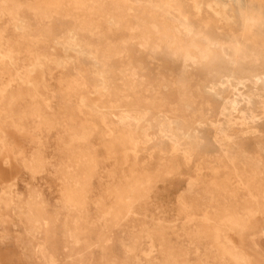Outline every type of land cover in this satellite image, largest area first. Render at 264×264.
<instances>
[{
	"label": "rangeland",
	"instance_id": "374dc122",
	"mask_svg": "<svg viewBox=\"0 0 264 264\" xmlns=\"http://www.w3.org/2000/svg\"><path fill=\"white\" fill-rule=\"evenodd\" d=\"M245 5L0 0V264H264Z\"/></svg>",
	"mask_w": 264,
	"mask_h": 264
},
{
	"label": "bare ground",
	"instance_id": "6f19581e",
	"mask_svg": "<svg viewBox=\"0 0 264 264\" xmlns=\"http://www.w3.org/2000/svg\"><path fill=\"white\" fill-rule=\"evenodd\" d=\"M236 3V2H235ZM238 5V4H237ZM28 6V5H27ZM219 6V5H218ZM239 6V5H238ZM240 7V6H239ZM243 7V6H242ZM242 7H241V9H242ZM38 8V7H37ZM201 10V9H200ZM245 11H256V12H258L259 14H261V16H262V19L260 20V22L258 23L259 25H261V26H264V0H246V5H245ZM208 26V25H207ZM29 28V27H28ZM243 28V27H242ZM41 29V28H40ZM42 32V31H41ZM254 32H256V31H254ZM259 33H261V31L259 32ZM44 35V34H43ZM260 35V34H259ZM249 38V37H248ZM251 38V37H250ZM242 40V39H241ZM61 44V43H60ZM173 45V44H172ZM194 45V44H193ZM85 51V50H84ZM86 52V51H85ZM108 52V51H107ZM205 52V51H204ZM82 54V53H81ZM100 54V53H99ZM83 55V54H82ZM203 55V54H202ZM93 56H96L95 54L93 55ZM101 56H102V54H101ZM106 56H108L107 54H106ZM187 56V55H186ZM96 59H97V57H96ZM104 59V58H103ZM102 59V60H103ZM110 59V58H109ZM97 61H99V60H97ZM193 61V60H192ZM102 62V61H101ZM105 62V61H104ZM104 62H102V63H104ZM67 63H68V61H67ZM56 67V66H55ZM103 67V66H102ZM61 68V67H60ZM85 69V68H84ZM82 70V69H81ZM80 70V71H81ZM87 70V69H86ZM90 70V69H89ZM83 71V70H82ZM84 72V71H83ZM82 72V73H83ZM93 72V71H92ZM80 74V73H79ZM86 75H87V73H85ZM98 74V73H97ZM81 75V74H80ZM92 75V74H91ZM83 76V75H82ZM82 76L80 77V80L78 81V83H79V85L80 84H82V85H84V84H86L87 83V81H83L84 79L82 78ZM90 76V75H89ZM94 76V75H93ZM233 76V75H232ZM58 77V76H57ZM72 77V76H71ZM100 78V77H99ZM123 79V78H122ZM63 81V80H62ZM186 83V82H185ZM95 84H96V82H95ZM179 86V85H178ZM88 87V86H87ZM94 88H95V86H94ZM97 88V87H96ZM98 88H99V86H98ZM88 89V88H87ZM93 89V88H92ZM184 89V88H183ZM105 90V89H104ZM215 90V89H214ZM230 93V92H229ZM32 96V95H31ZM81 99V98H80ZM227 101V100H226ZM106 103V102H105ZM1 108V107H0ZM126 115V114H125ZM40 118V117H39ZM240 118V117H239ZM133 129V128H132ZM134 131V130H133ZM136 131V130H135ZM170 136V135H169ZM173 136V135H172ZM138 137V136H137ZM174 139V138H173ZM176 146V145H175ZM224 154V153H223ZM84 157V156H83ZM38 158V157H37ZM37 158H33V161H32V163H31V165L33 164V169L34 170H36V168H38L37 167V165H38V162H37ZM39 159H40V157H39ZM38 159V160H39ZM75 161H78V160H75ZM75 164V163H74ZM70 165V164H69ZM69 168V167H68ZM236 170V169H235ZM83 177V174H81L80 176H79V178H82ZM11 185V184H10ZM9 188H11V186H9ZM13 195V194H12ZM77 201V200H76ZM38 204H40V203H37V202H35L33 205H32V207L30 208V215L32 214V216H33V214H34V212L36 211V209H37V207H38ZM225 216V215H224ZM32 218V217H31ZM30 218V219H31ZM226 219V218H225ZM217 230V229H216ZM219 233H217V234H215V235H218ZM220 236V235H219ZM223 247V246H222ZM228 251H226V253H227ZM18 256L20 257V259H21V261H23V258H22V253H20V254H18ZM232 257V256H231ZM238 261V260H237Z\"/></svg>",
	"mask_w": 264,
	"mask_h": 264
}]
</instances>
